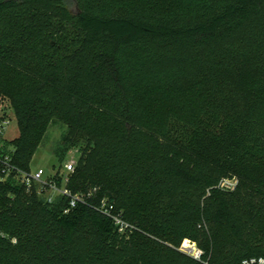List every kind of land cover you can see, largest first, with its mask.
<instances>
[{
	"label": "trees",
	"instance_id": "1",
	"mask_svg": "<svg viewBox=\"0 0 264 264\" xmlns=\"http://www.w3.org/2000/svg\"><path fill=\"white\" fill-rule=\"evenodd\" d=\"M0 94L19 126L0 150V264L264 257V0H0ZM53 122L60 163L79 154L73 207L18 176Z\"/></svg>",
	"mask_w": 264,
	"mask_h": 264
},
{
	"label": "built area",
	"instance_id": "2",
	"mask_svg": "<svg viewBox=\"0 0 264 264\" xmlns=\"http://www.w3.org/2000/svg\"><path fill=\"white\" fill-rule=\"evenodd\" d=\"M11 122V119L6 116L0 117V150L3 148L5 141L8 140L6 134L9 130ZM0 161L3 163L2 170H0L3 174H9L12 172L14 168L9 163V154L1 156L0 152ZM76 163L77 158L73 157L70 161L65 163V169L60 168L58 176L62 181L61 185H59L57 179L54 178L58 171L49 175L47 178H44L46 171L43 168H39L36 171L31 170L30 172H20V175L18 176L21 182L28 188H31L33 184L36 183L38 185L39 192L44 193L49 201H52L53 198L58 194L67 195L70 197V206L73 207L79 201H83L86 196L85 194H73L72 191L67 187L69 176L74 171ZM237 184L238 179L234 177L232 179H225L221 181L220 186L222 188L234 190ZM69 208L66 209V212L69 210ZM98 210L113 219L120 233L126 235L135 230V225L126 221L122 217L121 213H117L115 211L114 204L109 202V200L103 199L98 206ZM185 240V243H182L180 249L194 258L200 259L203 254V250L197 247L195 242H192L188 239ZM241 264H264V257L247 258L243 260Z\"/></svg>",
	"mask_w": 264,
	"mask_h": 264
},
{
	"label": "rangeland",
	"instance_id": "3",
	"mask_svg": "<svg viewBox=\"0 0 264 264\" xmlns=\"http://www.w3.org/2000/svg\"><path fill=\"white\" fill-rule=\"evenodd\" d=\"M73 10L77 9L75 3H71ZM6 116L11 119L9 130L6 134L8 140H13L19 135L18 120L8 96L0 94V117ZM66 126L60 122H53L49 126L43 143L38 148L31 161V170L36 171L39 168L45 169L46 173L44 178L55 173L61 166L62 169L67 161H70L73 157L78 158L79 154L77 150L70 151L65 161L61 164L60 160L56 156L54 149L61 140L63 132L66 130ZM190 240L189 238H187ZM186 240L183 241L185 243ZM192 241V240H191ZM194 242V241H192ZM196 243V242H195ZM197 244V243H196ZM198 247V244H197Z\"/></svg>",
	"mask_w": 264,
	"mask_h": 264
}]
</instances>
